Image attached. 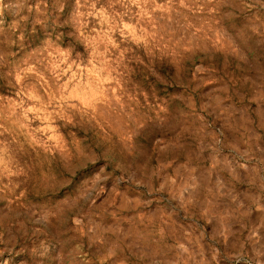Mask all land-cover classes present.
Segmentation results:
<instances>
[{
    "label": "rangeland",
    "instance_id": "374dc122",
    "mask_svg": "<svg viewBox=\"0 0 264 264\" xmlns=\"http://www.w3.org/2000/svg\"><path fill=\"white\" fill-rule=\"evenodd\" d=\"M0 264H264V0H0Z\"/></svg>",
    "mask_w": 264,
    "mask_h": 264
}]
</instances>
